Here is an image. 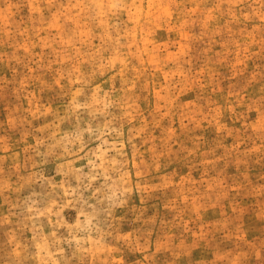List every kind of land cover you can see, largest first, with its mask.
I'll list each match as a JSON object with an SVG mask.
<instances>
[{
    "label": "rangeland",
    "instance_id": "1",
    "mask_svg": "<svg viewBox=\"0 0 264 264\" xmlns=\"http://www.w3.org/2000/svg\"><path fill=\"white\" fill-rule=\"evenodd\" d=\"M0 264H264V0H0Z\"/></svg>",
    "mask_w": 264,
    "mask_h": 264
}]
</instances>
